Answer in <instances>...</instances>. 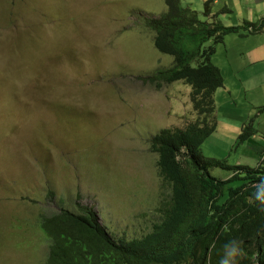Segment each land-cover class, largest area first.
<instances>
[{
  "label": "rangeland",
  "instance_id": "1",
  "mask_svg": "<svg viewBox=\"0 0 264 264\" xmlns=\"http://www.w3.org/2000/svg\"><path fill=\"white\" fill-rule=\"evenodd\" d=\"M204 1L179 5L208 21ZM252 1L211 0L210 11L221 20L226 4L235 19ZM166 8L165 0H0V264H44L41 216L77 211L78 195L115 237H140L159 220L170 186L150 139L201 117L189 85L147 80L173 64L147 24ZM258 110L221 113L203 154L255 167L264 155ZM247 122L255 131L241 141Z\"/></svg>",
  "mask_w": 264,
  "mask_h": 264
},
{
  "label": "trees",
  "instance_id": "2",
  "mask_svg": "<svg viewBox=\"0 0 264 264\" xmlns=\"http://www.w3.org/2000/svg\"><path fill=\"white\" fill-rule=\"evenodd\" d=\"M210 2L204 1L206 16ZM165 4L166 11L147 24L154 31V46L171 55L173 64L147 80L157 87L178 80L189 85L192 108L201 116L184 128H161L150 139L160 177L170 186L169 199L149 232L126 239L112 235L78 195L77 211L59 207L41 216L40 230L49 240L44 264H219L223 245L232 239L241 241L247 254L238 264H264V213L248 203L253 186L264 178V155L255 167L230 166L200 148L215 129L213 95L224 83L210 57L226 34L254 24L224 26L216 19L200 20L179 0ZM262 26L264 21L256 28ZM253 129L244 123L237 139H249ZM216 166L231 168L232 174L218 178L209 170Z\"/></svg>",
  "mask_w": 264,
  "mask_h": 264
},
{
  "label": "crops",
  "instance_id": "3",
  "mask_svg": "<svg viewBox=\"0 0 264 264\" xmlns=\"http://www.w3.org/2000/svg\"><path fill=\"white\" fill-rule=\"evenodd\" d=\"M218 2L213 0V4ZM251 4L253 7H245L246 11L235 19L232 9L226 4L223 8L227 10L223 11L228 12H224L226 14L221 20L214 16L218 12H211L206 18L209 21L216 19L224 26L242 25L244 21L254 24H245L246 28L226 34L210 57L224 79L223 86L217 88L213 95L216 127L220 114L224 116L225 111H237L239 118L241 111H254L255 108L264 111V26L256 28L264 21V0H254ZM249 93L251 97L247 96ZM258 148L259 151L261 146Z\"/></svg>",
  "mask_w": 264,
  "mask_h": 264
},
{
  "label": "clouds",
  "instance_id": "4",
  "mask_svg": "<svg viewBox=\"0 0 264 264\" xmlns=\"http://www.w3.org/2000/svg\"><path fill=\"white\" fill-rule=\"evenodd\" d=\"M253 187L254 191L248 197V203L258 204L259 211L264 213V178L260 179ZM224 227L227 231V225ZM246 255L241 247V241L232 239L223 245V254L219 259V264H238V261L246 258Z\"/></svg>",
  "mask_w": 264,
  "mask_h": 264
}]
</instances>
